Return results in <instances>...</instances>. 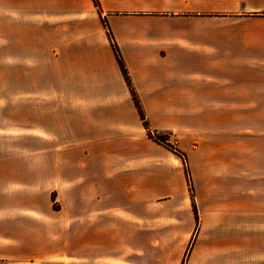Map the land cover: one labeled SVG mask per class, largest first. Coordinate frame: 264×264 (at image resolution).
<instances>
[{"label":"crops","instance_id":"crops-1","mask_svg":"<svg viewBox=\"0 0 264 264\" xmlns=\"http://www.w3.org/2000/svg\"><path fill=\"white\" fill-rule=\"evenodd\" d=\"M0 73V264H264V0H0Z\"/></svg>","mask_w":264,"mask_h":264},{"label":"trees","instance_id":"trees-1","mask_svg":"<svg viewBox=\"0 0 264 264\" xmlns=\"http://www.w3.org/2000/svg\"><path fill=\"white\" fill-rule=\"evenodd\" d=\"M94 2H95L96 5L98 4V0H94ZM110 37L112 38V35H110ZM114 50H115V52H116V56H117L118 62H119V64H120V67H121V69H122V71H123V73H124V75H125V77H126V80H127V82L129 83V85L131 86L130 79H129V77H128V73H127V70H126V68H125L124 62H123V60H122L121 54H120V52H119L117 46H115V45H114ZM135 101H136V105H137L138 110H139V112H140V115H141V117H142V119H143V121H144L145 126H146L147 128H149V127H148V124H147V121L145 120V116H144V113H143V111H142L141 105H140V103L138 102L137 98H135ZM149 135H150L151 137H153L155 140L159 141V142L166 143V141H165L166 138L163 137L162 135H158V134H156V133H152V132H150V131H149ZM166 144H167V143H166ZM186 171H187V173H188V168L186 169ZM194 210H195V213H196V215H197V209H196L195 204H194Z\"/></svg>","mask_w":264,"mask_h":264},{"label":"rangeland","instance_id":"rangeland-1","mask_svg":"<svg viewBox=\"0 0 264 264\" xmlns=\"http://www.w3.org/2000/svg\"><path fill=\"white\" fill-rule=\"evenodd\" d=\"M0 75H1V73H0ZM162 136L167 139V137L165 135H162ZM168 143L171 144L170 142H168ZM186 169H187V167H186ZM127 236H128V234H126V235L124 234V237L123 238H127ZM69 238L74 239L76 246H79V245L81 246V245H83V242L85 240H87L88 238L98 239V233H84L82 231H78V232H75L72 237L69 236ZM190 247H191V242L188 245V248H187V250L185 252V256L187 255V252H188V250H189ZM178 251L179 250H177V248L174 249V250H172V252H171L172 258H174V257H176V256L179 255V252ZM181 264H184V260L182 261Z\"/></svg>","mask_w":264,"mask_h":264}]
</instances>
